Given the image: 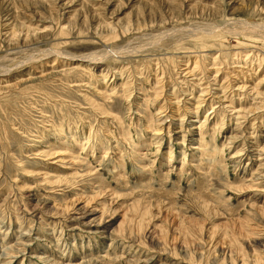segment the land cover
<instances>
[{"label": "rangeland", "instance_id": "374dc122", "mask_svg": "<svg viewBox=\"0 0 264 264\" xmlns=\"http://www.w3.org/2000/svg\"><path fill=\"white\" fill-rule=\"evenodd\" d=\"M260 29L264 0H0V264H264Z\"/></svg>", "mask_w": 264, "mask_h": 264}, {"label": "bare ground", "instance_id": "6f19581e", "mask_svg": "<svg viewBox=\"0 0 264 264\" xmlns=\"http://www.w3.org/2000/svg\"><path fill=\"white\" fill-rule=\"evenodd\" d=\"M70 5H71V4H69V6H70ZM95 10H96V9H95ZM97 10H98V9H97ZM92 12H93V11H92ZM95 12H96V11H95ZM93 13H94V12H93ZM98 23H99V21H98ZM244 23H245V22H244ZM95 24H96V23H95ZM246 24H247V23H246ZM103 25H105V27H107V28H110V26H111L110 23H108V24H107V23H104ZM109 25H110V26H109ZM96 26H97V25H96ZM246 26H247L248 28H250V29H253V28L256 27V26H250V25H246ZM259 26H260V25H259ZM259 26H258V27H259ZM100 27H101V25H100ZM247 27H246V28H247ZM97 28H98V27H97ZM248 28H247V29H248ZM259 28H261V27H259ZM240 29H241V28H240ZM204 30H205V29H204ZM261 30H262V29H260V32H259V33H261ZM249 31H250V30H249ZM251 31H252V30H251ZM253 31H254V30H253ZM255 31H256V30H255ZM255 31H254V33H255ZM262 31H264V30H262ZM203 32H204V31H203ZM249 33H250V32H249ZM252 33H253V32H252ZM246 34H247V33H246ZM263 35H264V34H263ZM171 37H172V35H171ZM111 38H113V36H112ZM139 38L141 39V37H139ZM143 38H144V36H143ZM103 39H106V37H103ZM137 41H140V40L138 39ZM144 41H145V40H144ZM155 41H156V40H155ZM105 42H106V44H107V45H106L107 47L110 46V50H111V51L109 50L108 54L110 53L109 55H111V56L115 53V54L117 55V57H118V55L124 53L123 50H127V49H125V47H126L127 45H126V46H120V47H118V45L113 44V43H110V42L104 40V43H105ZM261 42H262V41H261ZM147 43H148V45H149V41H147ZM138 44L141 45V43H138ZM108 45H109V46H108ZM148 45L146 44V47L149 48ZM152 45H153V44H152ZM154 45H155V44H154ZM154 45H153V46H154ZM135 46H136V45H135ZM128 47H129V46H127V48H128ZM130 47H131V45H130ZM130 47H129V49L131 50ZM133 47H134V46H133ZM141 47H142V46H141ZM30 48H31V47H30ZM142 48H144V46H143ZM145 49H146V48H145ZM145 49H144V50H145ZM25 50H26V49H25ZM27 50H28V49H27ZM27 50H26V51H27ZM32 50H33V49H32ZM22 51H24V50H22ZM30 51H31V50H30ZM131 51H132V50H131ZM19 52H20V51H19ZM31 52H32V51H31ZM50 52H52L53 54H55V57H57V56H59V55H60V56L62 55L61 52H58V51H51V50H50ZM111 52H112V53H111ZM135 52H136V51H135ZM28 53H29V52H28ZM52 53H51V54H52ZM97 53H98V52H97ZM125 53H126V52H125ZM20 54H21V52H20ZM25 54H26V53H25ZM63 54H64V53H63ZM115 54H114V56H115ZM28 55H29V54H28ZM33 55H34V54H33ZM47 55H48V54H47ZM56 55H57V56H56ZM98 55L101 57V60H102V57H105V58H103V59H106V55H107V53L103 50V52H102V53H98ZM98 55L96 54L95 56H92L91 58H88L87 60H89V61H96V60H95L96 58H94V57H99ZM24 56H25V55H24ZM24 56H23V57H24ZM60 56H59V57H60ZM243 56H244V55H243ZM77 57H78V56H77ZM77 57L71 55V56L67 57L66 60H68V61H74ZM40 58H41V57H40ZM81 58L83 59L84 57H81ZM109 58H110V57L108 56L107 59H109ZM27 59H29V61H27V62H31V61H33L35 58H34V59H33V58H31V59H30V58H27ZM84 59H86V58H84ZM79 60H81V59H79ZM5 61H7V59H6ZM13 61H14V60H13ZM54 61H55V60H54ZM82 61H83V60H82ZM102 61H103V60H102ZM0 62H1V61H0ZM2 62H4V61H2ZM4 63H5V62H4ZM25 63H26V62H25ZM53 63H54V62H53ZM20 64H21V63H20ZM17 65H18V64H17ZM21 65H22V64H21ZM23 65H24V64H23ZM46 65H47V64H46ZM53 65H54V64H53ZM18 66H19V65H18ZM51 66H52V65H51ZM199 66H200V65H199ZM14 68H15V67H14ZM14 68H13V69H14ZM196 68H197V67H196ZM198 68H201V67H198ZM203 69H204V68H203ZM3 70H4V69H3ZM192 71H193V70H192ZM3 72H4V71H3ZM3 72H2V73H3ZM5 72H6V71H5ZM198 73H199V72H198ZM51 74H52V73H51ZM1 75H2V74H1ZM42 76H44V75L42 74V75H40V76L37 77V78H38V79H41ZM34 80H35V78H34ZM1 81H2V80L0 79V82H1ZM24 81H25V80H24ZM28 81H29V79L26 80L25 82H28ZM18 82H19V79H18ZM21 82H23V81H21ZM21 82H20V83H21ZM21 85H22V84H21ZM11 86H12V85H11ZM150 123H151V122H150ZM150 123H149V124H150ZM151 125H152V124H150V126H151ZM201 135H202V134H201ZM202 140H203V139H202ZM202 140H201V141H202ZM199 141H200V140H199ZM202 142H203V141H202ZM204 142H205V141H204ZM198 145H199V144H198ZM201 145H202V143H201ZM204 145H205V144H204ZM202 147H203V146H202ZM206 147H209V146L206 145ZM215 147H216V145H215ZM200 148H201V147H200ZM200 148H199V149H200ZM196 149H198V148H196ZM201 149H202V148H201ZM204 149H205V148H204ZM204 149H202L201 151H203ZM215 149H216V148H215ZM215 149H214V150H215ZM214 150H213V151H214ZM215 151H216V150H215ZM203 152H204V151H203ZM219 155H220V154H219ZM213 156H214V155H213ZM119 161H120V160H119ZM75 219H76V218H75ZM75 219H73V220H75ZM21 245H22V244H21ZM16 250H17V249H16Z\"/></svg>", "mask_w": 264, "mask_h": 264}]
</instances>
